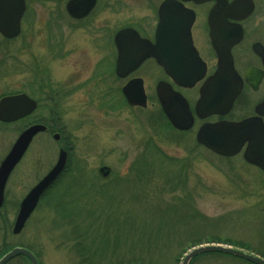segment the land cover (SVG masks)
Instances as JSON below:
<instances>
[{"label": "rangeland", "instance_id": "obj_1", "mask_svg": "<svg viewBox=\"0 0 264 264\" xmlns=\"http://www.w3.org/2000/svg\"><path fill=\"white\" fill-rule=\"evenodd\" d=\"M117 1L123 5L98 0L89 19L78 22L64 16L58 0H41L40 5L31 1L26 46L20 47L22 39L1 45L0 96L25 92L37 99L30 116L45 118L50 128L33 139L6 183L0 255L6 243L29 247L40 264H78L68 225L46 202L39 204L19 234L3 231L4 221L13 225L23 197L55 164L62 144L53 139L58 124L66 127L64 136L70 135L73 146L67 173L50 190L53 195L79 202L98 198L102 203L103 190L126 196L117 213L124 220L125 211H130L132 225L121 220L110 228L107 254L119 241V260L144 253L147 260L150 254L166 264H180L182 258L174 261L175 241L189 245L194 239L212 237L244 241L264 251V172L241 154L220 157L199 145L198 124L186 131L173 128L155 96L161 73L149 64L138 73L144 78L147 106L126 102L122 81L114 74L113 34L149 11L147 0ZM237 107L246 111L249 105L242 101ZM21 125L0 122V162ZM102 165L112 168L108 177L99 174ZM142 194L147 202L140 206L135 196ZM168 209L186 216L174 221ZM83 217L80 220L87 219ZM173 224L171 248L159 251ZM194 264L253 263L204 254Z\"/></svg>", "mask_w": 264, "mask_h": 264}, {"label": "water", "instance_id": "obj_2", "mask_svg": "<svg viewBox=\"0 0 264 264\" xmlns=\"http://www.w3.org/2000/svg\"><path fill=\"white\" fill-rule=\"evenodd\" d=\"M82 0H71L68 9L71 12ZM95 0L90 1V7ZM163 4L162 7H165ZM73 14V13H72ZM19 13L10 24L12 28L3 29L12 36L19 31ZM81 16V15H78ZM18 18V19H17ZM170 21L164 10L160 11V21L157 27L155 42L142 38L139 33L126 27L118 30L114 36L117 48V60L115 72L119 77H125L136 70L148 57H155L164 67L165 72L173 80L184 87H191L203 75V69L190 68L187 57L189 51H193L189 36H166L170 29ZM241 81L234 68L231 66L218 69L201 87L200 98L195 105L196 114L200 118L212 114H224L230 109L232 102L241 89ZM157 96L161 107L174 127L187 130L192 126L193 117L189 110L187 101L179 93L173 90L171 84L160 81L156 86ZM123 94L129 105L147 106V95L145 93L143 80L141 78L131 79L124 87ZM264 102L257 107L261 111ZM37 107V101L27 93H17L3 96L0 99V120L13 122L31 114ZM47 130V125L41 122L26 126L17 136L8 153L0 163V213L4 203L5 186L8 178L21 160L33 138ZM59 133L53 134L58 140ZM197 142L204 145L213 152L222 156H233L239 153L243 146L244 159L264 170V122L260 118L251 117L239 122H216L203 124L196 135ZM67 161V151L60 148L58 158L54 166L27 192L23 197L16 218L12 225V233L19 234L24 228L27 220L37 207L41 197L46 190L55 182L64 170ZM99 173L107 177L111 168L102 166ZM208 252H220L245 259L254 264H264V258L248 252L241 248L222 243L201 244L189 250L181 264H189L196 255ZM17 255L26 256L31 264H39L35 254L21 246L13 247L0 258V264H6Z\"/></svg>", "mask_w": 264, "mask_h": 264}, {"label": "flooded vegetation", "instance_id": "obj_3", "mask_svg": "<svg viewBox=\"0 0 264 264\" xmlns=\"http://www.w3.org/2000/svg\"><path fill=\"white\" fill-rule=\"evenodd\" d=\"M31 1L39 3L38 5L41 4V0H0V48L3 43H10L18 39H22L21 48L26 46ZM58 1L59 3L56 5L63 6L64 16L76 22L88 20L98 4V0H95V4L90 7L91 0H82L70 12L68 3L71 0ZM106 1H108V6L123 5L117 0ZM163 4L166 6L162 7ZM146 7L149 11L147 17L137 20L136 24L123 25L119 29L131 27L141 37L155 42L160 11L164 10L170 21L169 26L175 28L168 30L165 35L189 36L193 51H189L187 54L190 59L188 65L193 69H203L204 72L193 86L182 87L174 82L155 57H149L128 76L123 78L117 76L122 81L121 93L123 86L131 79L142 78L144 81V78L138 73L149 64L161 73V76L156 80L155 87L158 82L167 81L175 91L181 93L186 99L193 117L191 128L196 124L199 128L204 123L234 122L253 116L264 122V107L262 113L256 110L257 106L264 102V0H147ZM18 13L20 16L19 31L9 36L3 29L11 27L12 33L15 31L14 25H11L10 21H14ZM115 33L113 34V43ZM230 64L242 83L239 93L233 100L230 109L224 114H213L206 118H200L196 114L195 105L200 98L201 87L218 69L230 67ZM155 96L158 101L156 91ZM242 101L248 102L249 108L246 111L237 109V103ZM58 118L60 119V117ZM46 124L49 130L50 123ZM59 127H63V129ZM56 129L55 133L60 134L56 141L62 143L59 149L63 148L68 152L67 163L59 176L60 178L67 173L69 153H71L73 144L70 135L64 136V131H66L64 125L58 124ZM14 260L20 264H29V260L22 255L16 256Z\"/></svg>", "mask_w": 264, "mask_h": 264}, {"label": "trees", "instance_id": "obj_4", "mask_svg": "<svg viewBox=\"0 0 264 264\" xmlns=\"http://www.w3.org/2000/svg\"><path fill=\"white\" fill-rule=\"evenodd\" d=\"M40 88V86H39ZM19 122L22 124L21 127L24 128L27 125L35 122H44L47 123L45 118H39L31 116L25 117ZM63 129V127H59ZM144 158V157H143ZM143 163L146 164L145 161ZM147 165V164H146ZM145 165V166H146ZM144 172V171H143ZM51 190V189H50ZM48 190L42 197L41 202H46L48 207H51L56 214L61 216L66 224L69 227V231L71 234L72 239V246L71 249L78 257V264H166L160 261V258L154 259L152 255L149 254L148 260L145 259L143 256L144 253H141L138 256H132L122 259H117L120 255V246H118L119 241L115 243V246L110 254H107V250L109 249L110 244V234L113 225L118 224L119 222H123L125 226L131 224L132 214L130 211L126 210L124 214V220L118 215L119 209H121L123 205V201L126 196H118L116 194L107 193L106 190L102 192L105 193L103 195V203L98 200V198H87L82 202H79V198H60L61 196L53 195V193ZM136 197V201L140 204V206L146 203V196L142 194L141 197ZM104 204V206H97L96 204ZM127 203V202H125ZM122 204V205H121ZM127 208V207H126ZM172 214L174 221L182 220L181 218L185 217L178 209H168V214ZM196 215L199 213L196 212ZM81 216L83 218H87L84 220H80ZM9 225V226H8ZM132 225V224H131ZM11 223L4 221L3 223V231L6 235L10 232ZM130 226V225H129ZM111 228V229H110ZM128 230V228L126 229ZM120 232V230H118ZM119 232L117 233V237H119ZM165 243L160 244V248L158 249L161 251L162 248L170 249L172 245L173 237L176 234L175 225L173 224L170 227V231L166 233ZM206 242H222L228 243L240 248L244 249H251L252 251H256L260 255L264 257V251L260 250L256 247L251 246L249 243L244 241H224L217 237H212L211 239H194L191 241V244L187 245L182 241H175V246L173 251L174 253V261H178L180 258L183 257L184 253L187 249L192 248L193 246L199 245L201 243ZM3 248L1 251L5 250L8 251L11 247L3 244ZM3 252V253H5ZM2 253V252H1ZM0 253V254H1ZM118 254V256H117ZM3 255V254H2ZM204 254L195 256L189 264H194L195 261ZM207 255H222L220 253H207ZM1 257V255H0ZM108 258V259H106ZM116 259V260H115ZM181 262V261H180ZM173 264H178V262H174Z\"/></svg>", "mask_w": 264, "mask_h": 264}]
</instances>
